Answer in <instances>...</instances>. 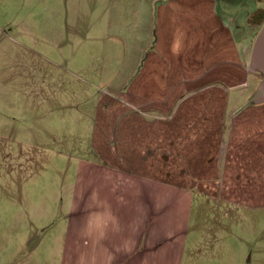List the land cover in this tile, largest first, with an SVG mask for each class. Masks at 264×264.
Instances as JSON below:
<instances>
[{
    "label": "rangeland",
    "instance_id": "obj_1",
    "mask_svg": "<svg viewBox=\"0 0 264 264\" xmlns=\"http://www.w3.org/2000/svg\"><path fill=\"white\" fill-rule=\"evenodd\" d=\"M231 1L252 40L257 0ZM45 3L0 0V264H264V204L219 200L183 155L179 172L117 158L101 119L117 122L109 99L128 92L89 85L92 62L60 61L44 41ZM251 50L228 94L241 105L262 81Z\"/></svg>",
    "mask_w": 264,
    "mask_h": 264
},
{
    "label": "crops",
    "instance_id": "obj_2",
    "mask_svg": "<svg viewBox=\"0 0 264 264\" xmlns=\"http://www.w3.org/2000/svg\"><path fill=\"white\" fill-rule=\"evenodd\" d=\"M233 3L46 0L44 41L58 48L60 61L78 67L92 62L81 72L89 85L102 77L114 92H128L124 100L109 99L112 109L122 108L118 121L113 123L118 118L113 110L101 119L117 133L107 144L117 158L135 165L154 161L179 172L183 155L188 174L197 173L202 187L219 200L261 206L264 102L241 105L228 94L234 82L241 84L240 51L253 49L262 28L248 19L264 8V0L246 17V27L256 29L252 40L243 37L245 27L229 10Z\"/></svg>",
    "mask_w": 264,
    "mask_h": 264
},
{
    "label": "water",
    "instance_id": "obj_3",
    "mask_svg": "<svg viewBox=\"0 0 264 264\" xmlns=\"http://www.w3.org/2000/svg\"><path fill=\"white\" fill-rule=\"evenodd\" d=\"M250 66L253 71L259 73L262 77L258 93L254 98V102H264V25L259 32L252 49L250 58Z\"/></svg>",
    "mask_w": 264,
    "mask_h": 264
},
{
    "label": "trees",
    "instance_id": "obj_4",
    "mask_svg": "<svg viewBox=\"0 0 264 264\" xmlns=\"http://www.w3.org/2000/svg\"><path fill=\"white\" fill-rule=\"evenodd\" d=\"M258 1L260 3H263V0H258ZM248 23L263 26L264 25V8L263 7L258 8L252 14V16L248 19Z\"/></svg>",
    "mask_w": 264,
    "mask_h": 264
}]
</instances>
